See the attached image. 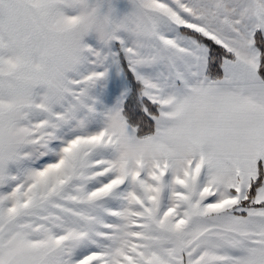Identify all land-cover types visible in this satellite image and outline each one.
I'll return each instance as SVG.
<instances>
[{"label": "snow or ice", "instance_id": "snow-or-ice-1", "mask_svg": "<svg viewBox=\"0 0 264 264\" xmlns=\"http://www.w3.org/2000/svg\"><path fill=\"white\" fill-rule=\"evenodd\" d=\"M121 2L0 0V264H264V0Z\"/></svg>", "mask_w": 264, "mask_h": 264}, {"label": "clouds", "instance_id": "clouds-1", "mask_svg": "<svg viewBox=\"0 0 264 264\" xmlns=\"http://www.w3.org/2000/svg\"><path fill=\"white\" fill-rule=\"evenodd\" d=\"M86 21L87 30L98 40H103L117 25L116 21L109 17L106 12L100 11L99 7H93L88 13H80L78 22ZM84 29V24L73 26V30L63 34H53L50 37L49 47L40 60L29 72L33 82L38 80L47 81L53 89L59 84V75L64 62L71 56L73 49L79 40V32ZM147 155V154H146ZM134 153L130 159H134Z\"/></svg>", "mask_w": 264, "mask_h": 264}, {"label": "crops", "instance_id": "crops-1", "mask_svg": "<svg viewBox=\"0 0 264 264\" xmlns=\"http://www.w3.org/2000/svg\"><path fill=\"white\" fill-rule=\"evenodd\" d=\"M119 7H120V10L122 12H126V11L130 10V5H127L126 0H122Z\"/></svg>", "mask_w": 264, "mask_h": 264}, {"label": "rangeland", "instance_id": "rangeland-1", "mask_svg": "<svg viewBox=\"0 0 264 264\" xmlns=\"http://www.w3.org/2000/svg\"><path fill=\"white\" fill-rule=\"evenodd\" d=\"M109 86H111V85H109Z\"/></svg>", "mask_w": 264, "mask_h": 264}]
</instances>
